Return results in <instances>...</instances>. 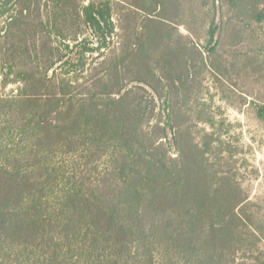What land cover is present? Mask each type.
<instances>
[{
  "label": "trees",
  "instance_id": "obj_1",
  "mask_svg": "<svg viewBox=\"0 0 264 264\" xmlns=\"http://www.w3.org/2000/svg\"><path fill=\"white\" fill-rule=\"evenodd\" d=\"M168 1L121 37L106 3L0 0V264H264L214 123L156 100L188 63Z\"/></svg>",
  "mask_w": 264,
  "mask_h": 264
},
{
  "label": "rangeland",
  "instance_id": "obj_2",
  "mask_svg": "<svg viewBox=\"0 0 264 264\" xmlns=\"http://www.w3.org/2000/svg\"><path fill=\"white\" fill-rule=\"evenodd\" d=\"M82 1L108 4L121 37L124 33L131 37L140 27L146 28L145 18L156 19L159 12L157 0ZM175 2L178 8L169 11L170 19L159 20L176 27L183 36L182 41H174L188 63L162 81L165 87L157 89L160 97L149 89L145 95L156 96L158 104L172 98L178 120L185 124L181 125L183 130L189 128L197 135L201 129L210 131L208 123H214L216 135L232 152L227 168L237 174L254 205L256 225L264 226V17L261 22L255 18L264 5L255 7L257 0H169L168 4L174 8ZM212 20L218 30L210 42L207 29ZM191 45L197 51L189 50ZM173 78L175 87L170 85ZM16 87L11 85L4 93H14ZM258 251H264V239L257 242L254 256Z\"/></svg>",
  "mask_w": 264,
  "mask_h": 264
}]
</instances>
